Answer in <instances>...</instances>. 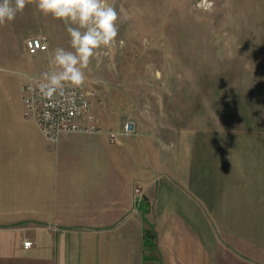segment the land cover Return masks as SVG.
Listing matches in <instances>:
<instances>
[{"label":"crops","instance_id":"0c3cea01","mask_svg":"<svg viewBox=\"0 0 264 264\" xmlns=\"http://www.w3.org/2000/svg\"><path fill=\"white\" fill-rule=\"evenodd\" d=\"M261 2L190 25L156 72L116 68L89 94L101 130L57 142L20 88L50 68L60 21L29 5L0 26V264H264ZM32 36L48 49L29 53ZM129 118L137 133L110 141Z\"/></svg>","mask_w":264,"mask_h":264},{"label":"rangeland","instance_id":"374dc122","mask_svg":"<svg viewBox=\"0 0 264 264\" xmlns=\"http://www.w3.org/2000/svg\"><path fill=\"white\" fill-rule=\"evenodd\" d=\"M109 3L117 10L121 8L124 10L119 21V35L115 46L107 54L105 49L99 50L96 60L85 70L87 79L81 89L89 94L103 83L108 85L118 83L116 68H132L141 73L156 72L163 68L165 61L170 60L169 54L178 51L180 35L183 30L188 33L190 25L199 24L200 27L196 26L194 29L203 31L210 30V25L215 21L244 17L258 18L261 15L259 7L262 2L261 0H109ZM60 24L58 32L48 34L51 51L56 47L70 48L69 36L62 21ZM97 97L95 92L92 98L97 99Z\"/></svg>","mask_w":264,"mask_h":264},{"label":"clouds","instance_id":"9594fccd","mask_svg":"<svg viewBox=\"0 0 264 264\" xmlns=\"http://www.w3.org/2000/svg\"><path fill=\"white\" fill-rule=\"evenodd\" d=\"M29 5L62 21L69 36V49L56 47L49 53L50 70L38 85L41 93L52 96L65 87L83 86L85 70L99 50L107 54L115 46L124 10H117L109 0H0V26L13 22ZM161 146L168 147L163 142Z\"/></svg>","mask_w":264,"mask_h":264},{"label":"built area","instance_id":"2783aa9c","mask_svg":"<svg viewBox=\"0 0 264 264\" xmlns=\"http://www.w3.org/2000/svg\"><path fill=\"white\" fill-rule=\"evenodd\" d=\"M27 51L37 54L48 49L45 36H32L26 39ZM50 68L46 70L49 71ZM43 77L29 78L21 85V98L24 106V115L31 117L39 126L46 140L57 142L63 135L72 132H97L101 128L95 123L91 111L92 102L89 93L81 87H65L61 92L52 96H45L39 89V83ZM81 119L85 121L81 122ZM137 133L136 122L126 119L122 128L118 131L109 130L110 141H115L121 135H133ZM135 196L140 195L139 188H134ZM31 245V241L23 242L24 247Z\"/></svg>","mask_w":264,"mask_h":264}]
</instances>
